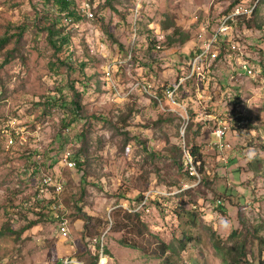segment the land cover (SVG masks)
Segmentation results:
<instances>
[{
	"label": "rangeland",
	"instance_id": "obj_1",
	"mask_svg": "<svg viewBox=\"0 0 264 264\" xmlns=\"http://www.w3.org/2000/svg\"><path fill=\"white\" fill-rule=\"evenodd\" d=\"M90 1L93 19L79 14L83 0L77 18L55 0H0V44L10 39L0 48V264H90L97 254L98 264H165L126 246L127 235L176 247L179 264H224L213 233L226 245L257 227L264 238V0ZM238 2L252 12L220 37L206 78L183 79L168 97ZM50 25L69 41L55 48ZM241 61L254 76L237 75ZM75 99L81 115L67 117ZM189 135L203 159L199 174L186 154L197 179L167 151ZM65 152L81 166L65 168ZM44 175L65 184L69 238L38 201ZM252 248L264 258V245Z\"/></svg>",
	"mask_w": 264,
	"mask_h": 264
},
{
	"label": "trees",
	"instance_id": "obj_2",
	"mask_svg": "<svg viewBox=\"0 0 264 264\" xmlns=\"http://www.w3.org/2000/svg\"><path fill=\"white\" fill-rule=\"evenodd\" d=\"M46 1H52V0H46ZM54 1V0H53ZM56 5L59 7V10L62 11V13L69 12L71 13L70 15L74 16V18H77L78 13L76 11H73V5L75 4L74 0H55ZM240 3H233L231 10H234L235 7H237ZM95 18V14H94ZM171 24V23H170ZM48 30V35L50 38V42L57 48L56 43L54 40H61L63 43H67L68 37L67 34L60 32L59 30L55 29L54 26L50 25L47 27ZM24 31H22L23 34ZM177 34V32H176ZM189 40V36H182L178 43L180 45H184ZM3 42L0 44V48H3L10 39L4 38L2 40ZM70 43V42H69ZM176 44V41L173 38L168 37V45L167 46H173ZM78 98H81L80 96ZM71 106L73 107L72 110L69 112V109L66 111L68 112L67 117L71 116L72 113L73 115L77 118V116L81 115V102L77 99L71 103ZM71 114V115H70ZM66 117V116H65ZM190 125V124H189ZM66 126V125H65ZM239 124L237 127V130L241 128H249L251 125L244 124L242 127ZM190 126H188L189 128ZM187 128V130H188ZM183 139V138H182ZM184 143L182 145H173L171 149L167 150L169 153H171L173 161L178 165L179 169L181 171H185L184 173L191 176V178L197 179L196 176L191 175V171H189V167L191 164H189L187 161L188 159L186 158V154L188 153L190 158L193 160L192 165L196 167L197 172L201 174L200 171H202V154L200 148L192 143V140L190 138V135L186 138H184ZM76 165L81 166V162L77 161ZM202 183V181L200 182ZM145 198V197H143ZM137 215V214H136ZM36 223H33V225ZM139 227V226H138ZM5 230H10L9 227H6ZM23 230L25 228L20 229L19 232L20 234L23 233ZM254 232H251V230H247V234L242 235L239 237L235 231L233 232L232 236L236 237V241L233 242L230 245H226L223 243V241L220 239L219 236H217L215 233H213V239H214V246L217 250V252L221 255L222 261L224 264H264V258L261 254H258L255 249L252 247L257 244L259 248L264 245V238L263 236H259L258 234L260 233V229L257 227L254 229ZM3 231V232H4ZM17 232V231H15ZM257 235V237H256ZM122 242L133 249L142 251L146 256L149 257H154L158 259H164L166 258L165 264H179L177 263L175 259V254L176 252V247H172L170 244H167L166 242H160V244L153 246V243L150 241L148 243H145L139 238L133 237V236H125ZM183 243V248L186 247V241H181ZM261 251V249H260ZM173 253V254H171ZM97 260L95 262H91L90 264H98L99 263V258L100 254H97ZM191 264H197L196 261H193Z\"/></svg>",
	"mask_w": 264,
	"mask_h": 264
},
{
	"label": "built area",
	"instance_id": "obj_3",
	"mask_svg": "<svg viewBox=\"0 0 264 264\" xmlns=\"http://www.w3.org/2000/svg\"><path fill=\"white\" fill-rule=\"evenodd\" d=\"M84 7H81L79 14L86 18V19H93L94 18V12L91 9V1L90 0H83ZM251 11H243L240 9V7H237L231 15H225V17L222 18V21L220 23L219 28L214 33L212 38L205 42L203 48H201L190 60L188 63V75L185 78H180L179 80H176L173 87H170L166 94L168 97H172L173 93L181 87V84L184 83L183 79H205L206 78V71L211 68L209 63H213L220 57L219 50L217 49L216 45L220 41V37L226 36L230 29L231 25L236 22L240 16L243 15H250ZM156 49H160V45L155 46ZM239 47L235 44H231V47L229 50L238 51ZM240 50V49H239ZM243 72L244 75L241 73ZM256 72V69L253 65L248 63L247 61H241L239 63L238 73L237 75L241 76H254V73ZM137 87H142L141 83L136 84ZM146 93H148L149 84L143 86ZM227 127L225 125L220 124L217 129L215 130L216 137L218 138V141L215 143L218 149H227V145L224 144V138L227 135ZM14 136L10 138V146L14 144ZM10 148V147H9ZM39 159H41L39 157ZM189 164V160L187 161ZM62 165H64L65 168L69 170H74L76 168V163L74 161L73 155L69 152H65L62 158ZM52 164H48L47 167V173H51ZM192 174V172H191ZM193 175V174H192ZM41 184L36 187V193L38 201H48V204L46 205L50 210H53L56 215V222L59 224V230L60 234L64 238L70 237V229H69V220L66 217L64 213V207L63 204L58 201L59 197L63 194L65 191V184L63 181L57 180L54 178L53 175H44L43 180L40 181ZM145 204V202H144ZM64 264H70V261L66 260Z\"/></svg>",
	"mask_w": 264,
	"mask_h": 264
},
{
	"label": "bare ground",
	"instance_id": "obj_4",
	"mask_svg": "<svg viewBox=\"0 0 264 264\" xmlns=\"http://www.w3.org/2000/svg\"><path fill=\"white\" fill-rule=\"evenodd\" d=\"M103 263H106V262H105V260H104V262H103Z\"/></svg>",
	"mask_w": 264,
	"mask_h": 264
}]
</instances>
